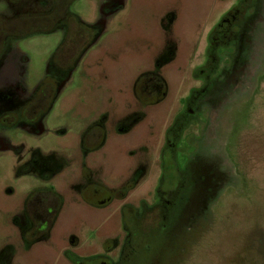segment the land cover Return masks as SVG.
<instances>
[{
    "label": "rangeland",
    "instance_id": "374dc122",
    "mask_svg": "<svg viewBox=\"0 0 264 264\" xmlns=\"http://www.w3.org/2000/svg\"><path fill=\"white\" fill-rule=\"evenodd\" d=\"M238 3L246 7L245 18L234 25L236 36L217 47L211 88L189 105L185 98L199 85L194 68L204 61L207 32ZM51 4L0 0V15L48 11ZM68 8L99 33L73 67L60 71L52 64L65 36L62 25L10 39L0 62V114L28 101L47 75L59 81L43 132L0 123V264H75L66 258L68 251L79 258L72 239L83 247V260L106 254L101 242L124 240L120 205L139 208L140 196L155 201L165 122L181 112L187 116L176 157L186 181L164 234L141 264H264V0H73ZM159 60L165 62L160 68ZM156 70L166 94L141 103L134 80ZM136 112L143 119L119 133L118 122ZM101 121L104 142L86 152L83 129ZM34 150L58 159L63 170L50 179L21 171ZM140 167L147 177L142 188L107 207L77 192L85 168L116 190ZM36 189L55 191L61 204L48 233L31 243L17 220ZM155 221L148 216L144 224Z\"/></svg>",
    "mask_w": 264,
    "mask_h": 264
},
{
    "label": "flooded vegetation",
    "instance_id": "af4514ba",
    "mask_svg": "<svg viewBox=\"0 0 264 264\" xmlns=\"http://www.w3.org/2000/svg\"><path fill=\"white\" fill-rule=\"evenodd\" d=\"M236 5L240 4L238 3ZM236 5L230 8V10L226 12L225 16H223L219 21H216L207 32L206 45L203 50L204 61L201 66L194 68L196 81L200 82L198 86L192 88V92H190L187 98H185L188 99L187 102L189 105H197L199 100L203 98L202 96L205 92L209 91L211 88V79H213L216 75L214 71L216 69L215 59L217 58V47L219 45H223L229 40H232L236 34V30L233 28L234 25H237L239 21H242L245 18L244 15L246 7H244L243 4L240 6ZM10 39L12 38L7 39L4 51L0 53V62L9 50ZM208 41L209 45H207ZM73 54L74 51H72L71 55ZM163 56L164 55H162V57ZM160 60L157 62L158 68L165 63L163 61L160 62ZM55 69L59 70L57 68ZM202 78L205 80L203 81ZM166 90V82L158 70L138 75L133 83V92L136 99L145 104H154L159 102L165 96ZM29 100L19 104V106H17L18 108L14 111L10 110L4 112H13L20 115L22 107H24ZM46 112L32 121H26L25 119L18 118V121L13 125H1L4 127L20 126L31 130L32 132H36L32 129L37 128L38 126H40V128L44 127L42 119ZM186 116L185 112H181L178 113L177 116L175 115L170 120H167V122H165L166 124L164 123L166 127L163 131V143L160 148V174L158 178L155 179L156 182L154 185L156 191L155 201L150 202L147 198L140 196L141 198L138 201L139 208L136 207L133 202L128 201L120 205L119 214L123 231L125 230V239H121V236L119 239L115 240V243L107 246L101 242L106 254H101V257L92 260H83V247L80 245L79 241L72 239L73 246L80 249L79 258L82 259L79 260L78 258V260L74 261L71 253L68 251L66 258L69 261L75 264H141L144 262L145 256L152 252L154 246L157 245L156 243H158L159 238L164 234L171 212H174L178 207L180 194L183 189L182 187L186 181V173L179 165L176 157V147L181 136V131L185 126ZM143 117L144 115L142 113L136 112L128 114L125 119L118 122V132H129L139 120L143 119ZM102 123L103 121L94 123L83 129L81 135V147H83L86 152H90V150H94L102 146L105 137V131ZM1 146L3 148L11 147L8 141H2ZM63 168V163L52 155L42 156L37 150H34L30 159L23 163L21 171L25 170L24 173H28L31 172V169L36 170L39 174H42V178L50 179L53 175L62 171ZM84 171V175L86 176L85 183L77 186V192L82 195V198L86 202L98 207H107L112 203V201L124 200L128 196L129 192H133V190L138 189L140 186V188H142L144 181L140 182V180H145L147 178L143 177L145 169L140 167V170L134 176L130 177L129 180L124 183L122 182L123 184L118 189L110 190L105 184L100 183L99 180L97 181L88 168H85ZM42 190L45 189H36L32 191L28 197L35 191ZM46 195L39 194V196H35V198L30 201L29 205H27L28 197L25 201L24 214L22 218L17 220V225L20 228L22 238L26 242H36V240H39L41 236L46 235L51 227V218L53 214L55 213L56 215L57 212H55L56 204ZM152 215L156 218V221L149 222L147 225L144 224L147 217ZM67 248L69 249L71 247L67 246L65 249L67 250ZM5 259H8L6 253L3 254L4 263Z\"/></svg>",
    "mask_w": 264,
    "mask_h": 264
},
{
    "label": "trees",
    "instance_id": "16d2710c",
    "mask_svg": "<svg viewBox=\"0 0 264 264\" xmlns=\"http://www.w3.org/2000/svg\"><path fill=\"white\" fill-rule=\"evenodd\" d=\"M19 0H11L12 3ZM73 0H52L48 11L24 12L13 17L0 15V53L4 51L8 38H21L39 32H50L58 26L66 30L65 36L54 52L52 64L60 71L69 70L78 59L80 54L94 41L98 34L95 25H89L78 18L77 15L69 12V3ZM74 54L71 55V52ZM71 55V56H70ZM59 81L47 75L35 90L31 97L20 111V115L13 112H4L0 115V123L13 125L18 118L32 121L45 113L57 94ZM48 194V198L56 204L55 212L61 204V197L51 189L35 191L27 199L30 204L35 196ZM55 213L51 218V222Z\"/></svg>",
    "mask_w": 264,
    "mask_h": 264
},
{
    "label": "clouds",
    "instance_id": "9594fccd",
    "mask_svg": "<svg viewBox=\"0 0 264 264\" xmlns=\"http://www.w3.org/2000/svg\"><path fill=\"white\" fill-rule=\"evenodd\" d=\"M234 71H235V69H234ZM225 82H226V83H229L227 80H226ZM215 89H216V85H214L213 92H215ZM207 99H208L209 101H211V99H212V95L210 94V95L207 97ZM200 103L203 104L204 101H201Z\"/></svg>",
    "mask_w": 264,
    "mask_h": 264
},
{
    "label": "crops",
    "instance_id": "0c3cea01",
    "mask_svg": "<svg viewBox=\"0 0 264 264\" xmlns=\"http://www.w3.org/2000/svg\"><path fill=\"white\" fill-rule=\"evenodd\" d=\"M33 131H39V132H43L44 131V127L40 128V126H38L37 128L32 129ZM31 131V130H30Z\"/></svg>",
    "mask_w": 264,
    "mask_h": 264
}]
</instances>
